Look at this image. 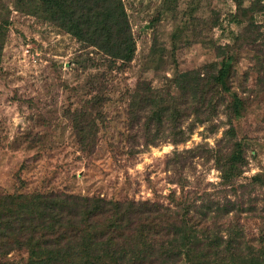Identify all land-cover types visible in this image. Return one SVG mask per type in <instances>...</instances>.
Returning <instances> with one entry per match:
<instances>
[{
	"label": "rangeland",
	"instance_id": "1",
	"mask_svg": "<svg viewBox=\"0 0 264 264\" xmlns=\"http://www.w3.org/2000/svg\"><path fill=\"white\" fill-rule=\"evenodd\" d=\"M70 2L45 20L23 0H0V196L178 205L202 229L262 245L264 0H122L129 62L71 30ZM188 73L217 108L198 118L194 105L177 124L175 99L195 92L178 88ZM233 154L237 171L223 180ZM26 260L24 250L0 258Z\"/></svg>",
	"mask_w": 264,
	"mask_h": 264
},
{
	"label": "trees",
	"instance_id": "2",
	"mask_svg": "<svg viewBox=\"0 0 264 264\" xmlns=\"http://www.w3.org/2000/svg\"><path fill=\"white\" fill-rule=\"evenodd\" d=\"M23 1L26 9L45 20L53 18L58 6V0ZM65 15L78 19L71 29L76 35L105 54L124 62L133 59L136 44L122 0H71ZM2 29L3 22L0 67L5 46ZM178 88L184 95L187 88L195 92L191 101L183 96L175 99L172 116L177 124L194 105L198 118L208 106L215 113L209 92L192 73L180 75ZM240 160L234 154L224 160L223 180L233 178ZM186 210L178 205L122 204L68 194L0 196V258L24 250L25 264H264V241L263 246L244 248L243 241L232 236L233 228L225 236L220 227L214 232L202 229L204 223L195 224Z\"/></svg>",
	"mask_w": 264,
	"mask_h": 264
}]
</instances>
